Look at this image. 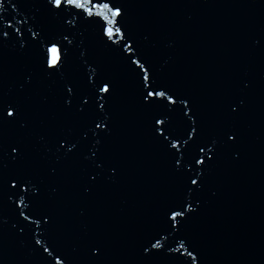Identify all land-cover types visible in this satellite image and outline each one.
Wrapping results in <instances>:
<instances>
[{"label":"water","instance_id":"1","mask_svg":"<svg viewBox=\"0 0 264 264\" xmlns=\"http://www.w3.org/2000/svg\"><path fill=\"white\" fill-rule=\"evenodd\" d=\"M116 3L127 9L124 27L133 36V47L139 49L133 58L144 55L148 60L145 67L151 65L150 75L155 74L161 90L189 98L203 132L188 140L192 119L184 116L179 100L168 108L163 106L166 100L149 109L141 107L143 89L131 70L135 65L129 67L122 49L103 36L99 23H88L75 15V10L56 16L46 0H2L0 33L7 31L9 37L0 42V95L22 104L17 123L3 134L28 153L24 163L35 168L36 178L43 181L39 201L57 218L42 244L51 243L63 252L67 257H61L64 264H83L90 255L85 249L86 238L104 250L93 264H146L140 245L160 232L162 244L175 249L183 239L185 248L171 253L165 248L147 264H264V0ZM34 32L38 34L35 38ZM64 34L71 44L62 38ZM52 43L65 57L63 66L58 65L55 71L45 63ZM98 78L110 79L117 87L116 98L106 104L112 116L111 135H89L84 141L85 129L91 125L87 119L75 122L63 117L61 93L71 81L77 97L88 94L89 84ZM241 82L249 83V88H243ZM241 101L239 113L231 115L228 105ZM91 104L89 99L85 116ZM173 107L175 111H169ZM154 115L169 125V139L180 137L179 151H171L177 158L184 154L185 171L192 167L198 145L213 148V160L205 159L201 190L189 192L174 173L171 157L152 139ZM221 121L234 127L240 137L230 147L222 139L213 143ZM58 136L79 142V151H73L81 167L97 173L91 193L85 194L74 184L75 167L56 177L47 176L49 165L63 171V161L56 164L55 155L49 153ZM96 139L102 142L97 145ZM70 147L66 144L65 150ZM94 149H99L97 162H103L99 169L81 155L91 157ZM202 167L196 165L188 174L195 175ZM13 170L10 166L6 174ZM180 199L190 202L195 211L186 212L188 218L177 223L176 229L165 231L170 222L163 217L164 207ZM13 201L18 204L19 197L9 199L7 193L0 194V215L7 221L0 226V264H44L40 254L31 253L34 234L43 230V224L40 228L32 224L20 235V228L29 222L22 217L18 221ZM24 211L29 214L28 209ZM14 223L17 226L12 229ZM185 249L193 251L195 261ZM55 255L49 257L51 264H55Z\"/></svg>","mask_w":264,"mask_h":264},{"label":"snow or ice","instance_id":"2","mask_svg":"<svg viewBox=\"0 0 264 264\" xmlns=\"http://www.w3.org/2000/svg\"><path fill=\"white\" fill-rule=\"evenodd\" d=\"M46 4L47 6H50L49 11L56 16L62 17L65 12L71 14V10H75V15L85 19L88 23H99L103 36L107 37L112 45H119V49H122L121 56L129 62V67L135 65V68L131 70L134 72L141 88L143 89L139 97L141 107L149 109L153 106H159L162 101L166 100L167 103L163 106L168 108L169 105L175 106L177 100H179L184 106L183 109H181L184 116L192 119L190 131L186 133L188 140H192L193 137L199 138L201 136L203 129L198 127L196 115L192 111V108L189 107V98L181 97L175 93L169 94L167 89L161 90L160 86L155 83V74L153 73L150 75L151 65L149 64L148 67H145V64H148V60L145 59L144 55H141L139 59L133 58L139 49L133 47V36L129 33V30L124 27L125 18L127 16V9L125 7L118 5L116 0H46ZM0 7H2V0H0ZM67 23L69 25L72 24L71 21H67ZM9 27H11V25H9ZM17 31H19V29H17ZM37 35V33H33L34 38ZM8 37L9 33L7 31L0 33V42H3ZM62 38L67 40L69 44L72 43L67 34H64ZM121 41H123V43H121ZM109 47H111V45H109ZM62 59H65V57L61 56L60 48L56 43H52L46 51L45 63L47 68L55 71L58 65L62 67ZM141 60H144V63H141ZM90 71L95 73L96 69L92 68ZM141 73H143L142 76ZM31 83L32 80L30 77L28 84L30 85ZM241 83L245 89L250 86L249 83ZM68 85L69 86H66L61 93L63 103L60 112L63 117L68 121L75 122H78L81 119H87L91 127L85 129L82 136L84 141H87L89 135H93L94 137L110 136L112 129V116L108 112L106 104L116 98V84L110 79H93L89 84V93L79 95L78 97L77 92H74V88L76 89L75 84H72V82L69 81ZM174 95H176L175 99L173 98ZM89 99L92 100V104L89 113L85 116V110L89 109ZM75 100H78L79 103L74 104ZM242 105L243 101L235 106L229 104L228 108L230 114L233 116L237 115ZM97 108L99 111H97ZM185 109L187 111H185ZM21 110L22 104L20 100L9 101L5 100L3 95H0V194L7 193L9 199H11L12 196L19 197L18 204L13 201V209L16 212L18 221L19 218L22 217L23 221L29 222L27 225L20 228V235H23L26 229H29L32 224H35L37 228H40L41 224H43V230L34 234V243L31 245V253L40 254L44 260V264H51L49 257H52L53 252H56L55 257H53L55 259V264H64L61 257L63 256L65 259H67V257L63 252L56 251V248L53 247L51 243L42 244V238L45 236V232L54 230V225L57 219L54 212L47 207L44 202L39 201L43 181L40 178H36L38 174L35 168L28 167L24 163L28 158V153H26L24 148L21 147L20 143L11 142L3 134L4 129L13 127L17 123L18 118L21 116ZM169 111H175V108L173 107L172 109H169ZM190 112L191 115L189 114ZM216 127L219 136L217 141L213 142L214 145L220 139H222L226 147H230L232 144L239 141L240 137L238 132L234 130V127H227L222 121L218 122ZM97 129H101V131L97 133ZM168 129L169 125L163 118L155 115L152 117V139L162 146L165 153L171 157L174 173H176L187 184L189 192L201 190L204 183V168L207 167L205 159L209 162L213 160V148H208L206 144L198 145V153L192 157L190 162L192 167L185 171L182 164L184 154H181L180 158H177V153L171 151L172 149L179 151L180 137L173 136L172 139H169V136H172V133L169 132ZM166 132L168 133L167 135L165 134ZM188 140H185L184 142L188 143ZM101 142V139H96L97 145ZM66 144H71L72 147L65 150ZM79 147V142H74L69 139L68 136H58L55 140V144L49 147V153L55 155L56 164H60L61 161H63V171L61 172V169L55 164L49 165L47 167V176L56 177L62 174L65 170L75 167L78 171L73 177L74 184L77 187H81L85 194H89L91 193L92 187L95 185L98 176L97 173L88 171L86 167H81L77 158V152L73 151V149L79 151ZM98 152L99 149H94L91 153V157L83 154L81 155L83 160L90 161L93 167L99 169L102 167L103 162H97L96 158L98 157ZM42 159L46 160L47 157H43ZM196 165L204 167L197 170L195 175H189L188 173L191 172ZM10 166L14 170L10 174H6V170L9 169ZM113 175H115V169L113 170ZM18 185H24V187L21 189ZM33 189H35V191H33ZM51 191L55 193L57 189L53 187ZM25 197L28 198V202L25 201ZM186 203L187 207H185ZM25 209L29 210L28 215H25ZM194 211L195 209H193L192 204L190 202H185L182 199L166 205L163 210V217L170 223L168 229H165V231L176 229L177 223L183 224L188 218L186 212L191 214ZM33 214L37 215L36 219L31 218ZM5 223H7V221L3 219V215H0V226ZM16 226L15 223L11 225L12 229H15ZM162 239H164V237L160 235V232H157L155 235L149 237L145 243L140 245L139 250L141 257L147 258L146 264L147 261H150L157 254H160L161 250L165 248H167L168 253L180 252V249L185 248L183 239L179 244V248L175 249L162 244ZM50 248L52 251H50ZM85 249L86 253H90V255L86 256L83 264H93L94 261L99 260L104 255V250L98 244L89 243L87 238L85 239ZM93 249H96V251L93 252ZM185 251L187 256L192 257L193 261L196 260L197 257L193 255V251H188L187 249H185ZM44 253H47L48 256L45 257ZM183 255L184 253L181 252L180 256ZM172 259L179 261V257H172ZM180 264H183V262L181 261Z\"/></svg>","mask_w":264,"mask_h":264}]
</instances>
